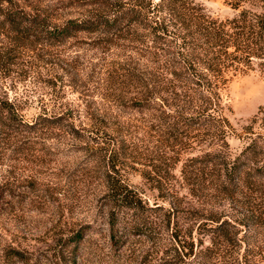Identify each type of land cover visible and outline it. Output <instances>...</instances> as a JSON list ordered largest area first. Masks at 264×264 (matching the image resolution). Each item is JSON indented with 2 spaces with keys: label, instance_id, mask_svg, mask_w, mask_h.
Listing matches in <instances>:
<instances>
[{
  "label": "rangeland",
  "instance_id": "obj_1",
  "mask_svg": "<svg viewBox=\"0 0 264 264\" xmlns=\"http://www.w3.org/2000/svg\"><path fill=\"white\" fill-rule=\"evenodd\" d=\"M191 1L211 18L236 13L224 0ZM76 4L2 7L51 25L83 17ZM129 40L106 49L95 33L77 32L49 43L12 30L0 14V264H169L172 236L196 252L229 216L248 228L236 234L240 244L230 228L228 245L207 264H264V178L249 177L253 183L230 197L218 188L223 166L250 139L264 145V74L254 68L227 81L220 106L228 128L215 137L204 122L189 126L163 118L156 104L130 105L139 87L129 56L137 59L149 42ZM254 154L264 148L238 161ZM106 179L136 192L141 207L109 214ZM245 213L252 217L240 218ZM11 249L20 257L5 254Z\"/></svg>",
  "mask_w": 264,
  "mask_h": 264
},
{
  "label": "trees",
  "instance_id": "obj_2",
  "mask_svg": "<svg viewBox=\"0 0 264 264\" xmlns=\"http://www.w3.org/2000/svg\"><path fill=\"white\" fill-rule=\"evenodd\" d=\"M3 1L0 0V14L12 30L38 33L49 43H60L77 32L95 33L98 40L106 42V49L121 36H129L130 42L137 39L140 44L149 42L144 44L149 50L137 59L129 56L133 65L130 77L137 79L139 87L130 96V105L147 108L156 104L163 118L185 120L189 126L204 122L215 137H224L228 128L220 106L227 81L238 72L254 68L264 74V0H224L236 10L224 20L207 16L191 0H75L77 6L86 8L84 16L51 25L37 14L3 11ZM261 126L264 129V122ZM263 148L255 138L250 139L223 166L218 188L228 197L241 186L249 187L253 183L249 177L264 178V154L238 161L243 154L253 155L255 150ZM106 190L105 206L109 214L115 209L137 211L141 207L139 195L119 180L106 179ZM250 217L252 214L240 215V218ZM235 219L224 217L213 227L214 236L209 245L196 252L191 242L172 236L169 264L187 260L207 264L208 259L219 258L228 245L226 237L230 228L232 239L240 244L236 234L247 229L250 222ZM138 226L134 222L130 227ZM79 235L80 232L75 233L72 239ZM5 254L20 257L13 249ZM173 258L177 260L170 262Z\"/></svg>",
  "mask_w": 264,
  "mask_h": 264
}]
</instances>
